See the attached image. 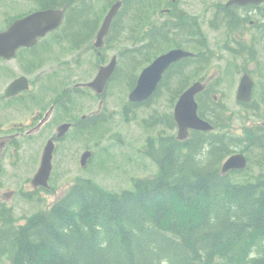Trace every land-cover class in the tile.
<instances>
[{"label":"trees","instance_id":"1","mask_svg":"<svg viewBox=\"0 0 264 264\" xmlns=\"http://www.w3.org/2000/svg\"><path fill=\"white\" fill-rule=\"evenodd\" d=\"M66 3L61 29L91 46L97 30L92 0H53L51 6ZM167 4L172 6L170 19L144 25L135 44L120 56L126 55L131 74H136L169 38L174 46L199 49L166 69L163 86L176 84V99L191 79L206 75L202 67L215 56L199 16L177 2ZM153 5V0H124L112 36L119 37L130 11L141 10L133 17L139 20L143 8ZM136 78L130 77L132 86ZM214 90L206 85L197 102L199 115L215 129H192L180 140L162 129L150 135L147 151L160 169L154 176L134 178V189L108 191L90 178H79L50 208L28 216L23 224L0 201V264H264V171L248 174L249 164L245 170L222 173L230 154L242 151L250 162L253 149L260 157L252 161L264 167V127L232 132L233 115L216 100ZM170 114L161 119L155 115L147 125L166 121L172 129L176 122Z\"/></svg>","mask_w":264,"mask_h":264},{"label":"rangeland","instance_id":"2","mask_svg":"<svg viewBox=\"0 0 264 264\" xmlns=\"http://www.w3.org/2000/svg\"><path fill=\"white\" fill-rule=\"evenodd\" d=\"M99 1L98 6L102 8L105 3ZM167 1L153 0L154 5L147 9L143 8L145 13L142 18L139 16V20L133 17L139 15L141 10L130 11V15L124 20L119 37H113L109 49L104 51L106 63L111 60L113 55L118 56L116 71V77L118 78L112 83L107 99V105L114 109V115L104 121L97 122L93 128L90 126L80 129L82 152L85 150L86 145L94 147V156L89 159V161L91 160L89 164L78 171L77 168H80L78 153L75 156V154L69 153L65 149V154H68L67 158H64V171L62 172V175L65 176L59 180L53 178L59 169L58 164L54 162L53 172L55 174L53 173L51 186L48 189L34 190L32 184L26 183L27 180L25 181V179H28L29 175L31 177L33 172L36 171L42 154V149H40L42 144L40 141H35L30 144L27 151L20 152L21 161L15 169L10 168V170L17 173V176L14 177L16 180L24 181L26 185L25 188H22L23 191H19V194L12 196L11 199L6 198V203L13 207L18 218L17 224L24 223L25 217L32 213L51 206L68 191L70 185L77 178H91L105 190L120 192L124 189H134V178L136 177L157 174L160 169L158 164L145 152L147 138L150 135L156 136L160 129L167 130L166 133L172 131L161 124L153 126L147 124L156 115V111L162 115L173 113L174 104L177 100V98L174 99L175 94L173 92L176 84L171 85L170 89L163 86L158 93L159 95L151 100L149 104L143 105L142 108H136L137 110L131 114L124 113V121L122 103L124 107L129 102V94L133 87L130 83V77L132 75L138 77L141 70L150 63H144L143 66L141 65L140 68L135 70L136 74H131L132 71L129 70L127 64L129 60L126 59V55L121 57L120 52L135 44L134 42L140 36V29L144 25L146 27L151 24L162 25L164 21L170 19L169 13L161 11L166 6ZM217 1L222 0H181L180 7L183 10L194 16H199L202 32L208 37L209 50H213L215 56L209 65L202 67L206 68V75L202 73L204 77L200 76L201 80L196 77L191 79V82L203 81L206 85L209 84L214 87L216 100L225 103L229 112L233 115L230 125L232 132L239 135L244 132L246 127L256 122H264V38L261 39L263 43L259 46L260 49L254 59H247L248 56L245 54L230 50L225 43H232V40L237 38L238 34H231L224 26L222 28H212L210 26L211 21L209 19L214 12L213 4ZM32 8H35V3L30 0H0V29L5 28L14 18L29 12ZM248 36H245V38ZM46 39H54V35H49ZM173 40L169 38L167 42H161L154 51L156 55L153 59L165 51L176 48L177 46H174ZM63 43L65 44H60L59 47L52 48L53 46H50L49 48L52 49L48 52L40 51L44 54L42 69L55 71V75L60 77L59 80L67 82V84L93 79L99 65L103 64L104 61L101 62L97 59L93 51L88 53L83 49L80 50L81 53L79 54V51H74L69 41ZM69 49H73V51H69ZM186 49L199 52V49L196 48L195 50L191 45L186 46ZM77 59L78 62H76ZM248 70L253 73L257 90L253 99L254 105L250 106L244 105L236 98L241 76L244 71ZM4 84L5 82H0V88H3ZM95 102L98 103L99 101H95V97L86 93V98L82 99L81 102L76 100V103L72 104L69 110L89 113L90 109L93 106L95 107ZM3 108L0 106V109H2L0 112L3 111ZM10 114L9 118H14L19 113L16 111L15 113L10 112ZM144 117L148 120L144 121ZM174 131L177 132V129ZM73 136L79 139V134L76 133ZM70 140L72 141V137ZM67 147L69 149V145ZM259 157L258 150L253 149L252 156L249 157L251 162L249 163V171H246L248 174L264 171V167H260L252 161V158L257 160ZM6 191L10 190L0 189L1 199L4 198Z\"/></svg>","mask_w":264,"mask_h":264},{"label":"flooded vegetation","instance_id":"3","mask_svg":"<svg viewBox=\"0 0 264 264\" xmlns=\"http://www.w3.org/2000/svg\"><path fill=\"white\" fill-rule=\"evenodd\" d=\"M30 1L35 3V8H32V10L25 12L23 15L17 18L24 17L38 10H47L51 8L63 9L64 18L66 17L67 3L62 6L54 4L51 6L53 0ZM101 1L103 4L105 3L106 6L102 5L101 8L98 6V3L100 2L99 0H92L93 11L91 12V19L94 23V27H96L97 30L91 38V46L83 44V38L73 39L68 37V33L61 29V26L64 23L62 22L58 28L49 32L45 37L40 38L36 44L27 46L21 45L18 47L13 58L0 56V82H5L3 88H0V106L4 107L3 111L0 112V189L5 188L10 190L5 192L3 199L0 198L1 202L6 203V198L11 199L12 196L19 194V191H21L22 188H25L26 183H31L34 190L49 188L51 186L50 182L52 181L53 173L55 174V172H53L54 162L58 164L59 169L53 178L55 177V180H59L64 177L65 175H62V172L64 171V158H67L68 155L65 154V149L67 152L75 154V156L78 153L80 164V168H77L78 171H80L81 168L86 167L89 163V161L85 165H82L81 163L82 155L85 151H91L92 155L90 159H92L94 156L93 146L86 145L85 150L82 152L80 129L88 124L91 126V128H93L97 122L104 121L110 116L114 115V109L107 105V99L112 83L118 78L116 77L117 73H113L106 80V82H104L101 92L98 91V88H96L97 82L95 83V86L87 85L88 82L95 80L99 73H96V75L91 80L67 84V82H62L59 80L60 77L55 75V71H45V69H42L44 65V54L42 52H48L60 44H65L63 43L64 41H69V44L72 45L74 51H79V54L81 53L80 50L83 49H85V51L88 53L93 51L95 52L97 59H99L101 62L104 61L103 64H105L106 55L104 51L109 49V46L111 45L110 42L113 40L111 30L112 24L110 26V30L104 38V46L102 47L103 49H99L95 45V42L108 11L117 0ZM168 1H172L173 3L177 2L179 7L181 5V0ZM168 1L165 3V5H168ZM230 1L231 0H222L213 4L214 12L212 17L209 19L211 21L210 26L212 28H222L224 26L231 34H238V37L233 39L232 43H225V45L235 53L237 52L245 54L248 56L247 59H254L256 53L260 49L259 46L263 43L261 39L264 38V0L258 1L257 3L245 2L243 4L230 3ZM180 8L183 9L182 7ZM228 8H233V11L229 12ZM171 9L172 6H164L161 11L169 13L171 12ZM115 18L116 16L114 19ZM11 24L6 25L5 28L0 29V31L5 30ZM149 26L151 27L152 24ZM49 35H54V39H46ZM247 35L249 36L245 38ZM50 46L53 47L49 48ZM73 49H69V51H73ZM113 57L114 55L112 58ZM76 62H78V59ZM245 74L248 75V77L253 82V91L251 93L249 104L250 106L254 105L253 99L257 91L256 80L253 77V73L249 72V70L244 71L241 76V80ZM164 76L165 73L159 81L160 83L151 98L143 100V102L129 101L124 107L122 103V117L124 121V113L127 112L131 114L137 110L136 108H142L143 105L149 104L151 100L159 95L158 93L163 87L162 81ZM15 81H19L20 85H26V87L22 88L17 94L9 96L5 95L8 87ZM136 82L137 79L135 83ZM136 84L132 87V89L136 86ZM86 93H89V95L95 97V101H99L98 103L95 102V107L93 106L89 113L74 110L70 111V106L75 104L76 100L81 102L82 99L86 98ZM84 94L85 97L83 98ZM181 94L182 92L179 94V96ZM16 111L19 113L18 116L9 118L11 116L10 112L15 113ZM155 114L159 119H161L162 114L157 111ZM170 115L171 118L175 120L174 111ZM146 120L148 119L144 117V121ZM65 124H68V128L67 130H62V127ZM159 124L163 125L167 129H171L167 126L166 121L164 124L162 121H160ZM252 126H254L256 130L260 131L264 127V122H256L252 124ZM176 129L177 122L176 126L171 129V131L177 135L178 129L177 132L174 131ZM72 133H74L73 135L76 133L79 134V139L74 138ZM71 137L72 141L70 140ZM50 140L54 142V149L52 153V170L49 178V186H36L33 182V179L40 167L43 151ZM35 141H40L42 144L40 148L42 149L40 161L36 167V171L33 172V175L31 177L29 175L28 179H25L27 182H20L14 178L17 176V173L14 170L11 171L10 168L15 169L18 166V163L21 161L20 152L27 151L30 144L34 143ZM146 144H148V142ZM67 145H69V149ZM145 152L148 154L147 149H145ZM77 179H75V181Z\"/></svg>","mask_w":264,"mask_h":264},{"label":"water","instance_id":"4","mask_svg":"<svg viewBox=\"0 0 264 264\" xmlns=\"http://www.w3.org/2000/svg\"><path fill=\"white\" fill-rule=\"evenodd\" d=\"M258 1L261 0H231L230 3H257ZM122 5L123 0L116 1L107 13L103 25L97 35V40L95 42L97 47L104 46V38L109 31L111 22ZM63 18V9L51 8L35 11L15 20L6 30L0 31V56L10 58L14 56L17 48L21 45L27 46L35 44L40 36H43L48 31L58 27ZM192 54L193 52L190 50L176 47L156 56L152 63L141 70L136 86L130 91V101L143 102V100L151 98L166 69L174 62H177V60L188 57ZM116 65L117 57L114 56L109 64L100 67L97 78L88 84L90 86H95V83L97 82L96 88L101 92L104 82H106V80L115 72ZM252 85V80L245 74L242 77L238 88L237 99L243 102H248L253 91ZM24 87H26V85H20L19 81H15L8 87L5 95L9 96L17 94ZM203 88L204 84L202 82H195L182 92L175 104L174 117L179 129L178 139L187 138L191 129L202 131L213 129L212 124L198 114L199 105L197 104L196 95L202 91ZM67 128L68 124H65L62 127V130H67ZM53 149L54 142L50 140L43 151L40 167L33 179L36 186H49ZM90 156L91 151L89 150L83 153L81 160L82 165L87 163ZM223 163V173H227L229 170H241L248 164L247 158L243 152L228 156Z\"/></svg>","mask_w":264,"mask_h":264},{"label":"bare ground","instance_id":"5","mask_svg":"<svg viewBox=\"0 0 264 264\" xmlns=\"http://www.w3.org/2000/svg\"><path fill=\"white\" fill-rule=\"evenodd\" d=\"M10 234V233H9ZM160 242V241H159Z\"/></svg>","mask_w":264,"mask_h":264}]
</instances>
